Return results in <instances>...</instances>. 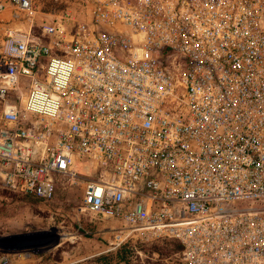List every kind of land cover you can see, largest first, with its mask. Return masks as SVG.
I'll return each instance as SVG.
<instances>
[{"label":"built area","instance_id":"built-area-1","mask_svg":"<svg viewBox=\"0 0 264 264\" xmlns=\"http://www.w3.org/2000/svg\"><path fill=\"white\" fill-rule=\"evenodd\" d=\"M57 1L0 0V187L264 264V0Z\"/></svg>","mask_w":264,"mask_h":264},{"label":"rangeland","instance_id":"rangeland-1","mask_svg":"<svg viewBox=\"0 0 264 264\" xmlns=\"http://www.w3.org/2000/svg\"><path fill=\"white\" fill-rule=\"evenodd\" d=\"M57 12L56 0H38ZM83 181V180H82ZM61 179L52 200L33 202L0 187V264H183L176 240L130 235L120 225L96 226L80 210L83 189Z\"/></svg>","mask_w":264,"mask_h":264},{"label":"crops","instance_id":"crops-1","mask_svg":"<svg viewBox=\"0 0 264 264\" xmlns=\"http://www.w3.org/2000/svg\"><path fill=\"white\" fill-rule=\"evenodd\" d=\"M11 14L10 12H4V13H0V39L2 37V28H1V23L4 21L6 22V20H8L10 18Z\"/></svg>","mask_w":264,"mask_h":264},{"label":"trees","instance_id":"trees-1","mask_svg":"<svg viewBox=\"0 0 264 264\" xmlns=\"http://www.w3.org/2000/svg\"><path fill=\"white\" fill-rule=\"evenodd\" d=\"M26 199L31 200L33 202H39L40 201L39 199H36V198H26Z\"/></svg>","mask_w":264,"mask_h":264}]
</instances>
